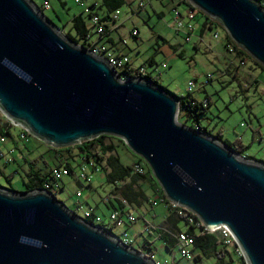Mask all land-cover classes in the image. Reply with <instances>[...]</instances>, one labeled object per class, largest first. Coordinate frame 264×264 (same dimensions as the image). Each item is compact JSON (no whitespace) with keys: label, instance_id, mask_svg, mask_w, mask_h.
<instances>
[{"label":"water","instance_id":"obj_1","mask_svg":"<svg viewBox=\"0 0 264 264\" xmlns=\"http://www.w3.org/2000/svg\"><path fill=\"white\" fill-rule=\"evenodd\" d=\"M264 68L260 0H186ZM0 111L54 149L123 141L167 200L210 232L226 227L246 264H264V163L179 121L180 100L145 77L122 80L62 35L31 0H0ZM0 264H156L45 189L0 186Z\"/></svg>","mask_w":264,"mask_h":264},{"label":"rangeland","instance_id":"obj_2","mask_svg":"<svg viewBox=\"0 0 264 264\" xmlns=\"http://www.w3.org/2000/svg\"><path fill=\"white\" fill-rule=\"evenodd\" d=\"M31 1L37 6L49 2L51 9L46 10L44 14L57 25L65 37L68 32L74 34L70 22L74 16L81 14L90 23V18L84 14V10L94 1L99 4L102 2V0H81L84 2V6H81L77 0ZM127 1L120 8L118 24L121 27L116 33L122 39V56L127 57L134 67L144 68L168 92L179 97L187 95L188 83L195 81L196 88L193 93L195 98L199 101L208 100L210 103L207 113L201 117V124L212 133L221 131L223 136L233 143L241 141L244 146L248 147L244 157H252L264 163V71L254 62L249 61L244 69L237 72L231 70L232 73L224 74L234 58V55L224 45V42L228 41L229 34L222 25L214 21V29L219 33V39H214L215 32L211 31L201 41L198 30L206 20V15L200 10L195 9L196 34L190 42H187L184 34L176 32L172 27L175 18L173 10L175 5L172 1ZM141 2L145 4L144 9L139 7ZM178 9L182 12L187 11L185 5H180ZM133 31L137 32V37L132 35ZM96 40V36L91 38V42ZM99 50H102L101 45ZM252 66L256 69L254 76H260L258 85L254 82V76L250 77L247 74ZM211 74L216 79L207 82V77ZM184 120L186 119L181 116V121L184 122ZM191 123L192 120H188L187 124ZM17 133L14 129L15 136ZM115 142L118 144L117 153L123 164L133 165L135 162H141L146 172H151L153 176L149 165L143 159L135 155L125 143ZM17 144L18 147L14 153H7V158L11 161L10 165L5 166L6 159H0L3 172L11 176L8 181L0 175L2 187L23 192L25 191L24 180L28 181L27 174L32 169L40 171L42 175H47L68 161L74 173L63 178L62 185L65 186L56 195L57 199L63 201L70 210L77 211L81 217L85 211L92 210L102 218L108 229L113 227L110 219L113 207L104 201L112 197L113 186L107 182L102 169L93 172L89 163L77 157V149L63 152L60 156L56 154L54 148L34 136H31L28 142L19 141ZM13 145L9 138L1 149L7 151V147H13ZM84 163L87 167L86 171L93 175L92 184L78 181L77 176L82 171ZM153 179L156 187L160 188L158 181L154 177ZM155 185L151 182L143 184L144 190L150 197V203L146 202L141 207L133 205V210L130 209L137 221L120 228L113 227V232L123 239L124 233H127L135 241L134 249L141 248L160 264L166 262L194 264V259L183 257L177 247L172 250L168 249L154 229L164 225L167 214V205L162 202L160 195L155 193ZM114 204L118 206L116 201ZM147 226L151 228V231L147 230ZM186 228L183 224L182 230L185 231ZM148 243L153 246V253L144 250L143 245H148ZM228 248L231 252L234 251L231 247ZM195 254L196 252L192 251V256Z\"/></svg>","mask_w":264,"mask_h":264},{"label":"trees","instance_id":"obj_3","mask_svg":"<svg viewBox=\"0 0 264 264\" xmlns=\"http://www.w3.org/2000/svg\"><path fill=\"white\" fill-rule=\"evenodd\" d=\"M174 3L176 8L180 5H185L187 8H192V5L186 0H168ZM95 2V1H94ZM93 2V3H94ZM92 3V4H93ZM262 5H264V0H261ZM126 4L125 0H102L101 4L97 8L94 5L91 6L92 12L97 13L101 16L102 20H110L109 24L114 23L115 21L112 20L111 15L116 11L120 10L122 6ZM106 11L103 13V9ZM84 14L90 18L93 13ZM71 32L66 33V37L76 45L88 49L93 50L96 46L97 42L102 40L105 37H108L112 32L116 30H111L110 26L107 27L105 34L97 39V42H91V38L95 36L90 23L84 18L83 15H76L71 19ZM57 26V25H56ZM205 28H209L212 32H217L214 29V21L211 20L206 16V20L203 22L201 27V32L199 33L200 37H204L202 32H204ZM118 30V29H117ZM135 35L134 37H137ZM226 49L229 51V46L233 47L234 50V58L232 61L238 59L240 56H244L249 61L254 62L262 71L264 68L259 65L256 61H254L247 53L241 50L229 37L226 43ZM105 51H109L107 49L99 50L100 53H105ZM230 52V51H229ZM231 53V52H230ZM231 62V61H230ZM233 68L235 70H233ZM252 68V67H251ZM249 68V70H251ZM237 72L238 69L233 67L230 63L224 74H230L232 71ZM130 70H126L124 74L130 76ZM145 78L152 80L155 84L161 86L159 82L154 79L150 74L144 76ZM255 83H259V80H254ZM163 87V86H161ZM164 88V87H163ZM166 90V88H164ZM175 97L180 100V122L181 116L184 117L186 120L182 122L183 124L198 129L201 132L208 134L209 136L215 138L225 146L233 149L235 152L240 154L241 156H246V150L248 147L244 146L241 141L231 142L225 140L223 138V134L221 131L217 133H212L207 127L201 124V117L202 115L206 114L210 104L205 107L203 103L197 100L193 93H188L183 97H179L173 93H171ZM188 120H192L191 124H187ZM0 135L6 136L11 140H14L15 143L19 142L17 140V135H14V129L11 126L4 122L0 117ZM109 141V142H108ZM115 141L120 143H124L123 141L111 137V136H100L96 139L83 142L82 144H78L73 147H68L64 149H53L57 155L62 156L63 152H71L73 149L78 150L77 157H81L85 163H89L92 165L93 172L99 171L102 169L105 172L107 182L113 186L111 191L112 197H109L108 201L105 203L111 205L113 207V211H121L122 214L125 213V207L122 203V200H126L131 206L137 205L141 207L144 203H150V197L147 195L146 191L143 188V184L145 182H154L153 176L151 172H146L144 174H140L135 171V165L142 164L141 162H135L133 165H125L122 163L118 153ZM73 157V156H72ZM248 159H252L251 157H247ZM1 159V157H0ZM75 159V157H74ZM81 164V163H80ZM5 166L10 165V163L6 162ZM70 170L71 174L74 173L73 168L71 167L70 163L67 161L65 164ZM145 168V167H144ZM16 172V171H15ZM0 175H3L8 181L10 180L11 176L6 175L1 166H0ZM28 181L24 180L25 191L29 192L38 189H44V186L52 181V172L47 175H42L40 171L32 169L28 174ZM1 186V185H0ZM2 187V186H1ZM4 188V187H3ZM63 188V185H62ZM61 188V189H62ZM155 193H158L163 203L167 206V213L168 215L165 217L164 225L159 228H154L158 233V236L161 240L165 242V245L168 249L172 250L174 247H177V240L174 238V234L182 232L183 224L186 225V230L190 235L195 237L192 251L196 252L195 256L192 258L194 259V264H246L243 257H239L235 250L231 252L228 250L229 248L224 244L223 240L219 237L218 234H212L206 232L201 226L197 224L196 217L191 214L189 211L172 205L167 198L164 196L163 191L158 187V191L155 190ZM114 201L118 203V206L114 204ZM77 213V211H75ZM78 214V213H77ZM79 215V214H78ZM95 214H92L90 217H86L85 219L89 222L95 224L94 218ZM193 218L194 222L191 223L190 219ZM105 226L104 224H101ZM107 228V227H106ZM113 228V227H112ZM111 228V229H112ZM108 229V228H107ZM111 229H108L112 232ZM151 231V228L148 230ZM144 250L150 251L153 253L154 248L152 245L148 243V245H143ZM139 251L143 252L144 254L148 255L146 251H143L141 248H138ZM191 251V253H192ZM176 264V263H173Z\"/></svg>","mask_w":264,"mask_h":264},{"label":"built area","instance_id":"obj_4","mask_svg":"<svg viewBox=\"0 0 264 264\" xmlns=\"http://www.w3.org/2000/svg\"><path fill=\"white\" fill-rule=\"evenodd\" d=\"M77 3H79L81 6H84V2H82L81 0H77ZM92 5H94V7L97 8L99 6V3L94 2L93 4L88 5L86 7V9L84 10V12L86 14H90L92 12V9H91ZM37 7L43 13H45L46 10L51 9V5L49 4V2H45L43 5H39ZM139 7L144 9V7H145L144 2H141ZM263 7H264V5H263ZM195 9L196 8L192 6V8H187L186 12H182L176 7L173 8V10L175 11V18L173 20L172 27L176 30V32L184 34L185 40L187 42H190L192 40V37L196 34V31H197L196 25L194 24V21L196 19ZM92 13H93V15H91V17H90V26L92 27V30L94 31L95 36H97L98 38L102 37L105 34L107 27H109V26H110L111 30H113V31L120 28V25L118 24L119 16L121 14L120 10H116L111 15L112 20L115 21L112 24H109L110 20L104 21V20H102L101 16H99L97 13H95V12H92ZM132 35L133 36L137 35V32L133 31ZM213 38L218 40L219 39V33L215 32L213 34ZM199 39L201 41L203 40V38L200 36H199ZM124 44H126V42H124ZM229 51L234 54L233 47L229 46ZM92 52L99 55L102 58H105L108 61V63L112 67H114L116 69V71L121 75L122 80H126V79L133 78V77H144L147 74H149L146 72V70L144 68L134 67L132 65V63L130 62V60L125 56L115 55L111 51H105V53L102 54L95 47L93 48ZM230 63L232 64L233 67L237 68L239 71V70L244 69V67L247 66L248 59L244 56H240V57H238V59L231 61ZM126 70H128V71L130 70L131 73H129V74L131 77L124 74V72ZM247 74L250 77H253L250 71H247ZM215 79H216V77L213 74H211L207 77V82H211ZM195 88H196V82L190 81L188 83V87H187L188 93H194ZM263 97H264V91H263ZM201 102L203 103V105L205 107H207L210 104L208 100L201 101ZM0 117L2 118V120L4 122L8 123L11 126V128L17 130V132H18L17 133V140L18 141L28 142L30 140V137L32 135L28 132L27 129L23 128L21 125H15L13 120L6 117V115L3 114L1 111H0ZM8 139H9L8 137L0 135V157L3 159H6L7 163L8 162L11 163V161L6 157L3 149H1V147L7 142ZM86 168L87 167L85 166V163H84L82 171L77 176L78 181L86 182L88 184H92L93 175L91 173H88L86 171ZM134 168H135V171L140 173V174L145 173V168L142 164H137V165H135ZM68 175H71V170L66 165H63L59 168L54 169L52 171V181L48 182L44 186V189L51 192L54 195H57L58 192L62 188L63 178L65 176H68ZM122 203L125 207V213L124 214H122L121 211H113L110 214V219H111L113 227H119L120 228V227H123L125 225H129L130 223H135L137 221L136 216L130 210V209L133 210L132 206L126 200H122ZM92 214H94L92 210L91 211H85V214L82 217L83 218L90 217ZM94 221H95L96 225L103 226L101 224H104L102 218L98 215L95 216ZM196 221H198L197 218H196ZM190 222L191 223L194 222L193 218L190 219ZM197 224L199 226H201L208 233L218 234L219 237L223 240L224 244L227 247H231L233 250H235V252L237 253V255L239 257L244 256L241 248L237 244L236 239L234 238V236L231 234V232L226 227H220V228L210 232L201 224L200 221H198ZM103 227L106 228L107 226L105 225ZM149 229H150V227L147 226V230H149ZM111 230H112V233L116 237L121 239L124 244L134 248L135 241L133 240V238H130L127 233H124V239H123V237L121 238V237H119V235L117 236L113 232V229H111ZM173 236L177 240V248L179 249L181 255L183 257H187L189 259H192L193 256H192L191 251L193 248V243H194L195 237L193 235H190L187 231H182V232L176 233ZM156 264H160V263L156 262ZM165 264H169V263L166 262Z\"/></svg>","mask_w":264,"mask_h":264},{"label":"crops","instance_id":"obj_5","mask_svg":"<svg viewBox=\"0 0 264 264\" xmlns=\"http://www.w3.org/2000/svg\"><path fill=\"white\" fill-rule=\"evenodd\" d=\"M96 2V1H95ZM125 2L127 3L128 1L127 0H125ZM132 2V1H131ZM101 4V3H100ZM106 11V9L104 8L103 9V13ZM161 15H163L162 13H161ZM121 27V26H120ZM119 30V29H118ZM118 30H116L115 32H112L110 35H108V37H105V38H103L102 40H100V41H98V39L96 40V41H94V42H97V44H96V46H95V48L97 49V50H99V47H100V45L102 46V49L104 48V49H107V50H109V51H111L112 53H114L115 55H120V56H122V50H123V48H122V39H121V37L120 36H117L116 35V33L118 32ZM201 32V27L199 28V30H198V33H200ZM209 32H211L210 31V29L209 28H205L204 29V32H202V34H203V36H205L207 33H209ZM226 43L227 42H224V45H226ZM197 46V45H196ZM251 68V67H250ZM256 69L252 66V68H251V74H252V76H254V74L256 73V71H255ZM260 78V76H257V77H253V79L254 80H260L259 79ZM223 138L225 139V140H228V139H226L224 136H223ZM229 141V140H228ZM12 142H13V147H7L8 149H7V151H5V150H3L4 151V153H5V155H6V157H7V153L8 152H10V153H14V151H15V149L18 147V144H17V142L15 143V141L14 140H12ZM252 158V157H251ZM252 160H256V159H253L252 158ZM65 162H67V161H65ZM72 167V166H71ZM151 184H153V185H155L154 184V182H151ZM65 185H63V187H64ZM155 188H156V190L158 191V187H156V185H155ZM109 199V198H108ZM108 199H106L105 201H108ZM80 206V205H79ZM87 211H89V210H87ZM112 212V211H111ZM93 213H94V211H93ZM95 214V213H94ZM96 215V214H95ZM168 215V213L166 214V216ZM157 228V227H156Z\"/></svg>","mask_w":264,"mask_h":264}]
</instances>
